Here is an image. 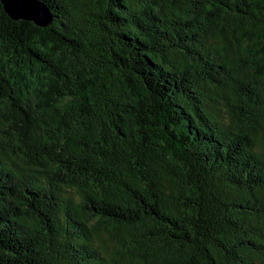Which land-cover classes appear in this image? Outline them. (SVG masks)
I'll return each instance as SVG.
<instances>
[{
  "label": "trees",
  "instance_id": "obj_1",
  "mask_svg": "<svg viewBox=\"0 0 264 264\" xmlns=\"http://www.w3.org/2000/svg\"><path fill=\"white\" fill-rule=\"evenodd\" d=\"M0 1V264H264V0Z\"/></svg>",
  "mask_w": 264,
  "mask_h": 264
},
{
  "label": "water",
  "instance_id": "obj_2",
  "mask_svg": "<svg viewBox=\"0 0 264 264\" xmlns=\"http://www.w3.org/2000/svg\"><path fill=\"white\" fill-rule=\"evenodd\" d=\"M5 12L14 19L31 21L44 26L50 23L49 9L39 0H0Z\"/></svg>",
  "mask_w": 264,
  "mask_h": 264
}]
</instances>
